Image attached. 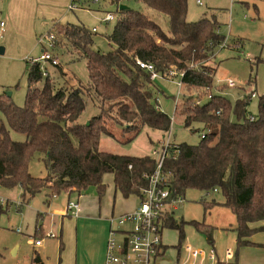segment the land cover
Wrapping results in <instances>:
<instances>
[{
	"label": "trees",
	"instance_id": "trees-1",
	"mask_svg": "<svg viewBox=\"0 0 264 264\" xmlns=\"http://www.w3.org/2000/svg\"><path fill=\"white\" fill-rule=\"evenodd\" d=\"M112 4L115 12H105L115 13L117 23L107 37L108 52L94 49L92 32L83 24L58 23V32L52 36V47L86 61L88 85H60V68L55 78L49 73L44 77L41 63L31 61L25 104L18 106L12 97L0 95L6 123L0 125V187L21 188L23 200L40 194L47 181L33 177L29 165L36 153H42L46 170L58 175L50 187L53 196L80 198L95 187L101 197L106 190L103 177L112 174L117 193L141 198L149 186L148 177L156 170L155 159L108 153L100 149V143L103 136L115 138L113 127L122 128L131 140L144 128L168 132L171 119L152 102L156 81L152 76L176 69L183 73V87L195 91L182 111L185 126L198 123L206 133L199 145L173 144L167 149L162 173L169 189L174 197H185L188 190L208 193L217 188L224 196L223 206L236 217L238 248L255 245L251 237L264 232V225L253 228L264 224V95L258 96L256 118L247 109L252 93L235 104L224 96L229 86H216L217 70L207 63L225 37L216 21L189 22L188 0H113ZM122 5L127 8L121 10ZM153 13L168 19L167 31ZM138 61L154 71L142 68ZM255 64L264 65V58H256ZM205 98L210 102L201 105ZM87 99L101 108L89 123L80 121ZM11 132L24 134L26 140H13ZM184 224L169 217L166 228L178 230L182 239ZM191 224L206 232L213 243L211 226ZM33 264H42L38 256Z\"/></svg>",
	"mask_w": 264,
	"mask_h": 264
},
{
	"label": "rangeland",
	"instance_id": "rangeland-1",
	"mask_svg": "<svg viewBox=\"0 0 264 264\" xmlns=\"http://www.w3.org/2000/svg\"><path fill=\"white\" fill-rule=\"evenodd\" d=\"M94 1L0 0V21L6 24V33L0 39L3 49L0 51V95L11 93L16 105L25 104L29 91V62L40 57L44 50L58 60L57 66L44 62L43 67L53 77H56L59 68L63 71L59 78L60 85L78 87L80 82L88 85L86 61L76 54L55 49L50 40L58 32V23L83 24L92 32L94 49L108 52L110 46L107 37L116 26L117 16L114 13V19L106 23L105 11L115 12L116 7L112 4L113 0H98L97 5H94ZM201 2L200 5L197 0H188L187 20L216 21L220 24L221 35L228 41L227 47L219 49L215 58L207 63L217 70L215 84L221 87L226 85L228 79L234 81L235 87H225L223 90L224 96L233 104L244 95L256 93L257 96L252 97L247 106L249 113L256 118L259 114L258 96L264 95V65L255 64L256 58H264V0ZM132 5L137 7V4ZM151 15L167 31L168 19L157 13ZM237 45H240L239 49L235 48ZM155 79L152 102L171 119L169 131L144 128L131 140L132 136L129 134L123 135L122 128L113 127L111 132L115 138L103 136L100 143L102 151L123 156L154 158L153 151L161 148L168 135L171 145L200 144L205 130L198 123L186 127L182 113L186 99L195 91L190 93L185 87L181 88L180 77L170 80L159 75ZM214 94L222 95V92L214 91ZM87 101L80 121L89 123L92 117L101 113V108L97 101ZM209 102L205 98L201 105ZM112 122L114 126V121ZM2 123L6 124L0 112V125ZM11 137L15 141L26 140L24 134L16 132H11ZM43 159L42 153H36L29 165V173L33 177L47 181L43 191L34 198L28 199L27 195L23 200V191L19 187H0V264H33L37 257L36 252L43 264H92L99 258L97 235L100 236V232L96 234L99 223H93L96 229L88 232L87 225L76 220L79 217L78 211L77 216L72 212L66 213L68 197L66 194H51L50 183L56 181L58 175L46 170ZM103 182L106 190L101 197L95 187H90L80 198L85 208H96V212L89 214L90 220L94 221L95 217L102 219L107 209L110 213L114 211V218H119L132 214L138 208L140 198L131 196L126 199L115 194L112 174L104 175ZM183 198L180 204L175 205L177 209H171V214L174 220L185 222L184 237L181 239L180 232L176 229H164L162 243L166 251L161 264H176L177 261L178 264H201V257H190L189 247L206 254L215 250L217 261L211 262L206 258L203 264H264V232H256L251 237L255 245L238 248L235 231L237 220L233 212L223 206L225 199L220 191L208 195L204 191L188 190ZM77 200V195L72 194L70 201L77 203ZM207 205L210 206L209 209H206ZM123 208L128 212L119 214L118 211ZM192 222L211 226L213 243L208 241L206 232L197 229ZM262 225L264 224L254 225L253 228ZM112 227L124 229L132 226L129 223L119 226L116 222ZM35 233H39L38 239L43 246H34ZM116 238L119 240L121 236ZM226 252L231 255L227 257Z\"/></svg>",
	"mask_w": 264,
	"mask_h": 264
},
{
	"label": "built area",
	"instance_id": "built-area-1",
	"mask_svg": "<svg viewBox=\"0 0 264 264\" xmlns=\"http://www.w3.org/2000/svg\"><path fill=\"white\" fill-rule=\"evenodd\" d=\"M98 3V0L94 1ZM198 4H202L201 0H197ZM114 19L113 14L107 13L105 15V22H111ZM95 31V30H94ZM6 32V24L4 21H0V39ZM53 37L51 36L50 43ZM227 38L221 44L219 49L227 47ZM51 46V44H50ZM0 46V51H1ZM52 48V47H51ZM32 62L41 63V70L44 77L48 76L47 70L43 67L44 62H50L53 66L58 65V60L53 54L48 51H43V54L36 59H32ZM142 68H145L151 72L154 71L153 66L141 63L138 61ZM166 79L173 80L176 77H183V73L178 72L176 69L170 70L163 74H159ZM159 75L153 74L152 79L154 80ZM226 84L233 88L235 83L232 79H228ZM179 86L183 88L182 82H179ZM256 93H252V97H256ZM211 99V96H209ZM199 103L197 102V105ZM158 109V108H157ZM253 121L254 118L251 117ZM205 138V134L202 136ZM169 135L168 139L163 142L161 148L153 151V157L156 161V170L149 179V186L142 190L140 198V205L132 213L127 214L119 218L110 220L111 228L109 238L106 246L105 264H161L165 256V246L162 243V233L166 228L167 220L172 217L171 209H177L176 204H180L183 200L181 196L174 197L169 189L167 179L162 173L163 160L167 149L170 147ZM219 191L217 188L209 191L207 194L215 193ZM184 199V198H183ZM79 204L78 202L69 201L66 207V213L72 212L76 215ZM118 223L124 225L129 223L132 227L124 229H114L113 224ZM120 235L121 239H117L116 236ZM42 242L40 239L34 241L36 247L41 246ZM190 251L191 258L201 257V264L208 258L211 262L217 261V255L215 250H211L209 254L204 251L192 250ZM231 254L226 252V256L229 257ZM178 264V261L177 263Z\"/></svg>",
	"mask_w": 264,
	"mask_h": 264
},
{
	"label": "crops",
	"instance_id": "crops-1",
	"mask_svg": "<svg viewBox=\"0 0 264 264\" xmlns=\"http://www.w3.org/2000/svg\"><path fill=\"white\" fill-rule=\"evenodd\" d=\"M57 180L56 181H51L50 187H52L55 184V182H57ZM114 190H115V188H114ZM115 194L116 195H118V194L121 195L120 193H117L116 191H115ZM66 196L68 197V202H69V199L71 198L72 195L71 196L66 195ZM82 197H83V195L80 198H82ZM80 198H78V200H77L78 204H79V207H78V210H77L79 217H76L77 222L82 224V225H87L86 231L89 229L88 232H91V231L96 229V226L94 227L93 223H97V222L99 223L98 230L96 229V234H98L100 232V236L97 235V237H99V245H98L99 258L97 259V261H95L92 264H105L106 246H107V241H108V238H109L108 236H109L110 228H111L110 218L114 217L115 213H114V211H112V213H110V210L107 209V210L104 211V216L102 217V219L96 218L94 216L95 220L94 221H93V219L90 220L89 219V214H92L93 211L96 212V208L94 209L93 206H88L87 208H85L84 202H83V200L80 201ZM124 212H128V210L124 211V208H123V209L118 211L119 214L120 213H124ZM75 216H77V213H76ZM61 244L63 245L62 242H61ZM41 246H43V244H41ZM41 246H39V247H41ZM165 249H166V247H165ZM36 253H37V256L39 257V259L41 260V262L43 264V261H42L41 257L39 256L38 252H36Z\"/></svg>",
	"mask_w": 264,
	"mask_h": 264
},
{
	"label": "water",
	"instance_id": "water-1",
	"mask_svg": "<svg viewBox=\"0 0 264 264\" xmlns=\"http://www.w3.org/2000/svg\"><path fill=\"white\" fill-rule=\"evenodd\" d=\"M120 8H121V10H122V9H126L127 7H126V6H124V5H122ZM1 50H3V49H1ZM7 95H8L9 97H11V96H12V94H11V93H8Z\"/></svg>",
	"mask_w": 264,
	"mask_h": 264
}]
</instances>
